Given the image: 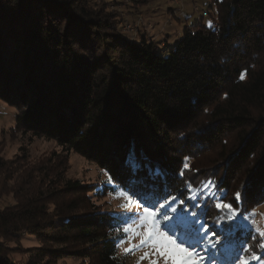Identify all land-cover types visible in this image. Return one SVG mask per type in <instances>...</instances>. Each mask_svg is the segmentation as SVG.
Returning a JSON list of instances; mask_svg holds the SVG:
<instances>
[{
    "label": "trees",
    "instance_id": "obj_1",
    "mask_svg": "<svg viewBox=\"0 0 264 264\" xmlns=\"http://www.w3.org/2000/svg\"><path fill=\"white\" fill-rule=\"evenodd\" d=\"M214 1L212 25L186 27L161 54L157 41L123 33L105 4L0 0V101L17 110L14 133L62 149L35 163L24 148L15 160L0 156V191L16 199L0 208V264H12L1 240L23 234L41 244L27 264H124L114 230L121 221L93 201L113 192L68 179L72 152L114 186L135 181L149 199L189 185L195 195L211 180L215 197L201 222L210 233L215 224L213 239L239 254L250 230L242 220L225 235L235 222L215 204L238 192L239 211L264 202V0ZM207 150L217 152L213 168L194 167Z\"/></svg>",
    "mask_w": 264,
    "mask_h": 264
},
{
    "label": "rangeland",
    "instance_id": "obj_2",
    "mask_svg": "<svg viewBox=\"0 0 264 264\" xmlns=\"http://www.w3.org/2000/svg\"><path fill=\"white\" fill-rule=\"evenodd\" d=\"M93 2L97 7L105 4L109 12L117 14L121 20L123 33L130 38L140 40L141 37H146L148 40L157 41L163 47L161 54L169 53L176 46L186 27H192L198 23L205 26L212 25L210 18L202 17L204 10H211L207 0H93ZM129 27L131 28L128 30ZM133 28L135 30H132ZM166 44L167 46L164 47ZM16 117L17 110L0 101V156L2 158L15 160L16 156L21 153L20 149L24 148L31 162L35 163L49 157H55L53 154L62 152L55 141L45 138H31L30 136L24 137L14 133ZM216 154L215 151H202L191 161V164L193 163L194 167L200 169L202 166L206 167L207 163L205 169H211L213 165L210 163ZM66 177L93 186H104L109 181L108 175L97 164L73 152L68 154ZM93 201L103 212L119 211L120 205L125 202L118 198L115 193H109L105 197L96 198ZM15 202L16 199L12 194L0 191V208L14 205ZM251 208V212L258 213V215L253 217L250 213H246L248 219L243 220V223H245L244 228H249L250 234L255 235L256 239H250L249 234L242 247H250L251 251L239 252L238 255L249 259L254 252L260 259L250 260V264H264V248L259 246L264 241H261L257 235L259 230H264V202ZM1 242L12 264H27L32 251L41 247L35 237L25 234L2 239ZM133 243L138 244L139 241L136 240ZM128 246L127 240L121 241L118 255L124 264H137L139 257L146 249L140 248L126 255L124 249ZM226 256L225 264H233L237 255L232 256L228 251ZM86 263L88 262L85 260L71 257L50 264ZM143 264H148V262L144 261Z\"/></svg>",
    "mask_w": 264,
    "mask_h": 264
},
{
    "label": "snow or ice",
    "instance_id": "obj_3",
    "mask_svg": "<svg viewBox=\"0 0 264 264\" xmlns=\"http://www.w3.org/2000/svg\"><path fill=\"white\" fill-rule=\"evenodd\" d=\"M134 159V154H130L129 161ZM139 167L140 165L136 163L132 164L133 175ZM184 167L187 168V164H184ZM155 174L157 177L163 175L158 168ZM164 179L166 180L167 177L165 176ZM135 183L132 181L114 186L109 179L105 188L106 191L117 194L118 198L125 201L120 205L119 211H111L106 215L121 221L114 225V230L121 234L122 242L124 240L129 242V246L124 249L126 255L145 248L137 264H143L144 261L148 264H216V262L225 264L228 249L221 243L219 237L213 239L217 231L216 225L213 224L214 231L210 233L206 223L201 222L200 219L202 215H207L208 201L215 197V193L209 191L213 187L211 180L207 181L204 188L195 195H189L191 188L189 185L179 190V195L161 189L152 199L138 190L134 186ZM222 199L226 200L227 195L225 194ZM201 200L204 201V208L200 207ZM241 203V194L238 192L231 203L215 204L217 210L230 213L228 220L235 222L226 225L231 229V233H224L225 235L240 230L242 225L239 222L248 219L244 213H250L253 217L258 215L247 207L239 211ZM178 206H181L179 211H177ZM189 208L191 211H188ZM197 209H200L199 215ZM219 231L223 232V229ZM257 235L261 241H264V230H259ZM249 238L256 239V236L250 234ZM136 240L139 241L138 244L133 243ZM259 246L264 248V242ZM244 251L251 249L250 247L240 249L241 253ZM251 259L258 260L260 257L253 252ZM233 264H250V261L237 255Z\"/></svg>",
    "mask_w": 264,
    "mask_h": 264
},
{
    "label": "built area",
    "instance_id": "obj_4",
    "mask_svg": "<svg viewBox=\"0 0 264 264\" xmlns=\"http://www.w3.org/2000/svg\"><path fill=\"white\" fill-rule=\"evenodd\" d=\"M207 2H208V4H209L211 10H204V11L202 12V17H203V18H209V17L212 16V14H214L215 16H217L218 13H217V3H216V1H214V0H207ZM197 10H198V9H197ZM215 27H216V26H215ZM130 28H131V27H129L128 30H129ZM136 28H137V27H136ZM132 30H135V29L133 28ZM136 30H137V29H136Z\"/></svg>",
    "mask_w": 264,
    "mask_h": 264
}]
</instances>
